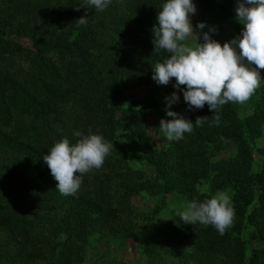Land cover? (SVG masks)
I'll return each mask as SVG.
<instances>
[{"label": "trees", "instance_id": "16d2710c", "mask_svg": "<svg viewBox=\"0 0 264 264\" xmlns=\"http://www.w3.org/2000/svg\"><path fill=\"white\" fill-rule=\"evenodd\" d=\"M193 1L207 29L214 27L210 1ZM165 2L112 0L98 12L76 10L81 0H42L53 16L42 12L34 18L28 14L34 0H0L1 59L11 46L27 62L26 68L13 70L0 64V113L63 119L57 142L67 138L70 143L78 139L75 131L114 139L112 117L118 113L127 139L140 147L134 154L138 165L106 158L108 172L95 180L82 177L79 192L64 196L42 159L48 150L0 126V264L40 258L44 250L51 264H77L91 234L134 230L139 252L150 264H264V143L256 146L264 122V79L245 104L228 103L218 113L207 105L174 109L193 123L197 116L208 120L165 147H156L143 129L149 99L126 93L130 85L150 79L153 66L169 55L154 51L151 31ZM82 16L87 24L78 26ZM232 20L237 25L236 16ZM121 104L128 107L120 109ZM224 139L234 142V155L215 159ZM201 183L204 190L197 189ZM159 189L188 202L227 190L235 209L233 226L221 236L211 225L172 223L158 214L163 197L139 214L132 212L130 194L154 196ZM35 226L44 227L41 238L34 237Z\"/></svg>", "mask_w": 264, "mask_h": 264}, {"label": "clouds", "instance_id": "9594fccd", "mask_svg": "<svg viewBox=\"0 0 264 264\" xmlns=\"http://www.w3.org/2000/svg\"><path fill=\"white\" fill-rule=\"evenodd\" d=\"M112 0H81L76 10L94 7L103 12ZM236 20L243 25L241 33L221 45L211 38L215 27L203 29L205 23L195 28L191 16L196 13L193 0H166L156 16L151 31L155 52L163 51L168 57L153 66L152 79L159 85H168L174 78V89L183 92V100L189 110L208 106L212 113L228 103L245 104L260 87L261 71L264 70V0H236ZM82 16L77 25H86ZM192 38V39H190ZM181 86H184L181 88ZM180 97L174 91L165 97V113L171 120L161 119L159 129L168 141H179L185 133H192L202 126L208 116H197L195 122L171 106ZM219 115L214 123L219 124ZM78 139L70 143L64 138L56 142L42 157L57 181L56 190L64 196H75L83 183L82 177L93 169L103 166L105 158L114 147L102 135L73 133ZM176 217L185 224L211 225L222 236L233 226L235 209L227 191H218L210 198L199 202H187Z\"/></svg>", "mask_w": 264, "mask_h": 264}, {"label": "rangeland", "instance_id": "374dc122", "mask_svg": "<svg viewBox=\"0 0 264 264\" xmlns=\"http://www.w3.org/2000/svg\"><path fill=\"white\" fill-rule=\"evenodd\" d=\"M209 1L212 4L210 6V11L212 12L214 27L216 28V32L210 33V35L212 39L218 41L221 45H223V43L229 42L230 40L238 36L243 28V25L238 21L237 25H235V22L232 20V17L236 16V0ZM193 3L196 7V13L191 16V23L195 28L197 23H204V21L200 14V7L195 3V1H193ZM51 11L52 10H50L42 3V0H34L33 7L31 11H28V14L32 15L34 18H37L41 15L42 12H45L47 17L49 18L53 16ZM155 23L156 19L154 21V24ZM203 31L207 32V27H205ZM15 40H17V42H20L22 45H28V43L23 38H17ZM9 49L10 50L5 51V53H1L2 56H5L3 57V59H1L2 57L0 55V64L2 65V67L4 69L8 68L9 70H13L17 67L26 68L27 62L23 58L22 53L20 51H17L16 49H12L11 46H9ZM260 71L262 78H264V70ZM174 83L175 80L173 78V80L168 85H159L152 79L151 76L150 79L143 80L142 82L135 85H130L126 89V93L131 95L132 97L145 96L151 102V106L147 108L145 114L142 116V125L144 131L148 134L151 141L156 147H165L169 143L163 132L159 129V123L161 119L170 120V117L166 115L164 110L166 105L165 97L170 96L171 93L175 91L180 97V100L178 103H175L171 106V110H184L188 108L183 100V92L179 89H174ZM127 107L128 106L126 104L120 105V109H124ZM112 119L115 124L116 136L112 140H105L114 145V147L110 151V154L106 158L121 159L123 164L130 165L133 168L134 166L138 165L134 154L139 152L140 147L133 145L127 139L125 131L120 126L118 113L114 114ZM62 121L63 119L53 117L52 115L38 116L17 112L15 110H10L9 116H4L0 113V126H2L5 130L14 134H18L25 140L32 142L42 149L48 151L51 149V147L54 146L58 138L61 136L59 135V132L62 128ZM263 143L264 122L262 123L261 136L256 140V146H260ZM234 152V142L231 139H224L223 146L217 150L214 158L227 159L229 157H232L234 155ZM142 167L144 168L146 174L150 173L151 170L149 167H147V165L143 164ZM252 168L256 169L257 164L253 163ZM108 171L109 168L104 161V164L101 168L93 169L91 172L85 174L84 176L89 180H95L96 175L103 174ZM197 189L204 190L205 184H198ZM161 197H163V199L165 200V204L160 206L158 211L159 216L171 221L172 223L181 222L179 220V217H176V215L177 212L183 211L185 209V206L188 202L183 197L177 196L175 194H166L161 189H159L158 193L154 196L148 193L130 194L128 202L130 204L132 212L139 214L145 211L147 207H150L157 203ZM31 229L34 237H40L44 234V227L35 226ZM44 254H46V256H40V258L38 257L36 259H26L22 261L21 264H51L49 260L50 258L48 257V251L44 250ZM77 264L150 263H148L139 252L138 232L134 230L127 235L120 236H102L98 233L91 234L88 238L87 243L83 246V250L80 252V257L79 259H77Z\"/></svg>", "mask_w": 264, "mask_h": 264}]
</instances>
